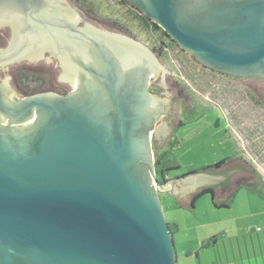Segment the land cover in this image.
Returning <instances> with one entry per match:
<instances>
[{
  "label": "water",
  "instance_id": "95a60500",
  "mask_svg": "<svg viewBox=\"0 0 264 264\" xmlns=\"http://www.w3.org/2000/svg\"><path fill=\"white\" fill-rule=\"evenodd\" d=\"M131 1L206 67L264 77V0ZM80 21L66 0H0L13 32L0 67L49 51L77 81L16 103L0 84V264H177L161 195L216 176L158 179L151 135L170 96L148 86L154 75L170 95L168 72L137 40Z\"/></svg>",
  "mask_w": 264,
  "mask_h": 264
},
{
  "label": "rangeland",
  "instance_id": "374dc122",
  "mask_svg": "<svg viewBox=\"0 0 264 264\" xmlns=\"http://www.w3.org/2000/svg\"><path fill=\"white\" fill-rule=\"evenodd\" d=\"M94 14L107 19L103 23L109 28L115 19L132 18L131 13L122 7L107 9L106 12L97 9ZM86 19L89 22L95 20L89 14ZM133 28L131 37L136 35L151 45L156 35L169 39L160 34L161 30H156L149 37L150 34L141 32L136 24ZM170 42V49H166L163 59H160L168 72L170 91L164 110L171 114V119H176L173 105L178 98H183L179 100L178 111V120L182 124L176 127L166 145L152 146L155 162H159L156 170L178 165L179 168L169 172L172 178L200 171L236 155V142V147L250 162V167L254 166L263 173L264 178V82L227 78L203 66L176 42ZM29 67H39L40 70L48 68L44 61ZM43 70L39 75L45 77L47 73ZM10 73L13 71L0 72V78L5 80ZM172 76L180 81L182 94L179 96L170 81ZM49 82L46 77L44 84ZM12 85L14 90L18 88L16 80ZM256 88L259 101H255L252 95ZM17 92L22 96L21 92ZM254 101H262L263 104ZM186 107H190L188 111L183 110ZM159 124L167 128L172 121L162 117L155 126ZM245 179L260 187L259 179L255 176L254 179ZM218 202L223 204L219 205ZM162 203L167 221L177 224L174 233L177 264L264 263V196L252 186L238 185L221 201L214 200L211 193H204L197 197L194 205H190L193 209L181 206L177 198L171 195L166 198L162 195ZM214 236L219 238L217 243H211L210 239ZM207 242L211 246L204 247Z\"/></svg>",
  "mask_w": 264,
  "mask_h": 264
},
{
  "label": "flooded vegetation",
  "instance_id": "af4514ba",
  "mask_svg": "<svg viewBox=\"0 0 264 264\" xmlns=\"http://www.w3.org/2000/svg\"><path fill=\"white\" fill-rule=\"evenodd\" d=\"M66 1L69 3L70 6H72V8L74 10H76L79 17L81 18V21L78 23V27H84L85 22H88L93 27H95L97 29H102V30H106V31L114 32V33H122L124 35L131 37L130 36L131 33H134L133 25L136 24L138 26L139 30H141V32H143V33L146 32L147 35L150 34L149 37L153 36L155 34L154 32L156 30H161L162 33H160V34H164V35L169 37V35L157 23H155L153 20H151L149 17H147L145 15V13L141 10V8L138 7L137 5H135L131 0H66ZM90 5H91V7H90ZM107 7H109V8H107ZM118 7H122L126 12L129 11L132 15V18L130 19L129 17H125L123 19H115V22L112 21V23H113L112 27H110L112 29L107 27V25H105L106 27L104 26L103 22L107 19L99 18L98 16H96L94 14V12H97V9H100V10H103V12H106L107 9L111 10L112 8L116 9ZM91 9H93V12L91 11ZM88 14L91 15L92 18H94L95 20H98V21L92 20L93 22H89L86 19ZM82 19H83V21H82ZM153 23L157 24L159 26V28H156ZM114 30H119L120 32H116ZM12 37H13V32H12V28L10 26H6V27L1 28L0 29V40H4V43H2L0 41V47H6L7 44L9 43V41L12 39ZM131 38H133V39L137 40L138 42L142 43L143 45L149 47L151 50H153L155 52V54L157 55V57L159 59H163V55L165 53L162 52L161 53L162 56H161V54H159L157 50L162 48L163 44H165V51H166V49L169 50L170 44H171L170 40L173 41L170 37H169V39H170L169 40V39L163 38L161 35H156V36H154L155 42L151 45L147 40L144 41L143 38L140 39L136 35H132ZM39 61H44L47 64V67H48L47 70H43L41 68L44 72L47 73L45 77H42L39 75V72L42 71V70H40L39 67H35V68L29 67V65H31V64L34 65V64L38 63ZM198 62H200V61L198 60ZM26 64H29V65H26ZM203 66H205V65H203ZM207 68H209V67H207ZM209 69H211V68H209ZM211 70L213 72H216V73H219L223 76H226L227 78H232V79L237 80V81L251 80V81L264 82V77H260V76H256V75L233 76V75H230L228 73H223V72H220V71L215 70V69H211ZM7 71H10V72L13 71V73H10L11 75L7 78V81L10 84L12 90L11 89L9 90V89H7V87H5L6 88L5 89L6 90L5 95H9L10 97H12L11 99L14 103L18 102L19 100H21L25 97L33 96L36 94H42V93H55L58 95H66V94H69L70 92L74 91L76 88V82L77 81H75V83L73 82L75 80L74 77H71V78L65 77L64 74H65L66 69L62 65L61 59H59L56 55H53L49 51L46 52L45 56L42 59L37 60V61L23 60V61L11 64L7 68L6 67L5 68L0 67L1 73H5ZM46 77L48 78V80H50V82L47 85L44 84ZM13 80L17 81L18 88H16V89H17V91L21 92L22 96L18 95V92L16 91V89L14 90L13 85H12ZM4 81L5 80L0 78V84L1 85L5 84ZM170 81L173 84V86L176 87V90L178 92L177 96L181 95L182 91L179 88L181 85L180 81L177 80L173 76H172V78H170ZM43 85H45V86H43ZM168 88H169V85H168ZM148 90L150 92L156 94V95H157V93H160V94H164V95L166 94L165 96H168V97L170 96L168 93H165V91L167 90V86L165 85V81L161 80V82H156L154 75L151 77V80H150V83L148 86ZM12 91H14L16 94H14ZM256 93H258V88L254 89L252 91V95L254 96L255 101H259L257 99ZM2 95H3V92H1V90H0V97ZM182 99L178 98L177 103L173 105V106H175V109H176V111H175L176 119H171V117H172L171 114L168 111L164 110L165 102H162L160 104L159 115H161L162 117H166L167 120L170 119L172 121V125H170V127L168 126L169 128H164L163 126H161L159 129V132L157 134L153 133L151 135L152 146L154 144H158V145H162V146L166 145V142H168L173 137V132L175 131L176 127L182 124V122H180L178 120V111L180 109L179 100H182ZM170 101H171V99H170ZM261 102L260 103L255 102V103L262 105L263 103H261ZM171 104L172 103H169V105H171ZM1 106H2V103L0 102V110H1ZM263 106H264V104H263ZM189 108L190 107H186L183 110L188 111ZM36 119H37V116L32 118V121H35ZM173 122H174V124H173ZM0 124L8 127L10 125V122L8 120H4ZM155 124H156V121L154 122V126H155ZM12 125L18 126V124H12ZM235 148H236V155L229 157L230 159L226 162V164H224L220 167L207 166L205 168H202L200 171H196V172H206V173L213 174L214 176H216V180H212L207 184L197 186L191 192H183L182 191L180 195L173 196V197L177 198L179 201L187 198L189 200V204L192 205L194 202V199L196 197H198L200 194H202L205 190H209V191H207L208 193L214 194L215 200H216L217 195L221 196V195H224L226 193L230 194L236 185H243L244 184V185H249L252 187H258L257 184H251L250 183L251 181L249 182L245 179L244 176L246 174L254 175V173L251 170L250 162L246 159V157L241 155L240 151L236 147V142H235ZM231 161H232V164L229 165L231 163ZM243 174H245V175H243ZM184 193H187V194H184ZM161 197H162V195H161ZM166 197H167V195L165 194V198ZM218 204L222 205L223 203L218 202ZM212 242L213 241H211V243ZM217 242L218 241H216L215 243H217ZM204 246H205V244H204ZM209 246H211V244H209Z\"/></svg>",
  "mask_w": 264,
  "mask_h": 264
},
{
  "label": "trees",
  "instance_id": "16d2710c",
  "mask_svg": "<svg viewBox=\"0 0 264 264\" xmlns=\"http://www.w3.org/2000/svg\"><path fill=\"white\" fill-rule=\"evenodd\" d=\"M154 24V26L156 27V28H159V26L157 25V24H155V23H153ZM158 51V53L159 54H161L162 52H164L165 54H166V51H165V44H163L162 45V48H160L159 50H157ZM161 56H162V54H161ZM230 158H225V159H223V160H221V161H219V162H217L216 164H214V165H211L210 167H220V166H222V165H224V164H226V162L229 160ZM157 164H159V162H158V160H156V166H157ZM252 167V172L254 173V176H255V178H258L259 179V183H260V187H253L255 190H258L261 194H263V196H264V178H263V176H262V174H261V172L260 171H258L254 166H251ZM175 168H179V166L177 165V166H170V167H166V168H161L159 171L157 170V172H158V179L161 181V182H163V183H166L167 181H169L170 179H172V177L170 176V174H169V172L172 170V169H175ZM184 175H187V174H184ZM207 191H209V190H205L202 194H204V193H208ZM202 194H200V195H202ZM199 195V196H200ZM213 195V199L215 200V196H214V194H212ZM198 196V197H199ZM197 199V197L194 199V202H195V200ZM194 202H193V204H194ZM169 223V227H170V230H171V232L174 234L175 233V231L177 230V224H172V223H170V222H168ZM218 236H214V237H212L210 240L211 241H213V242H216V241H218ZM210 243L209 242H207V243H205V246L206 245H209ZM204 246V247H205ZM251 264V263H250ZM264 264V263H263Z\"/></svg>",
  "mask_w": 264,
  "mask_h": 264
},
{
  "label": "crops",
  "instance_id": "0c3cea01",
  "mask_svg": "<svg viewBox=\"0 0 264 264\" xmlns=\"http://www.w3.org/2000/svg\"><path fill=\"white\" fill-rule=\"evenodd\" d=\"M262 175H263V173H262ZM170 195H171V194H167V197L170 196ZM171 196H173V195H171Z\"/></svg>",
  "mask_w": 264,
  "mask_h": 264
}]
</instances>
